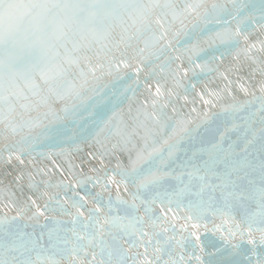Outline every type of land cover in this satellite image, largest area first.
Wrapping results in <instances>:
<instances>
[{
	"label": "snow or ice",
	"instance_id": "obj_1",
	"mask_svg": "<svg viewBox=\"0 0 264 264\" xmlns=\"http://www.w3.org/2000/svg\"><path fill=\"white\" fill-rule=\"evenodd\" d=\"M0 145V264H264V0H0Z\"/></svg>",
	"mask_w": 264,
	"mask_h": 264
},
{
	"label": "water",
	"instance_id": "obj_2",
	"mask_svg": "<svg viewBox=\"0 0 264 264\" xmlns=\"http://www.w3.org/2000/svg\"><path fill=\"white\" fill-rule=\"evenodd\" d=\"M113 36H114V38H118V30H117V32H114L113 33ZM144 86H145V79L142 76L141 79H140L139 89H140V92L144 93V95H147V93L145 92V87ZM153 88H154V85H153ZM70 134H71V132L69 131V135ZM0 147H2V145H0ZM62 160H63L62 157L57 158V163H61ZM39 163L41 164V166H47L49 169H51L52 171L56 172L57 175H59V169H56L55 166L51 163L50 160L41 158V160L39 161ZM77 163H78V161H77ZM0 178H2V177H0ZM64 219H67V217H64ZM45 223H48V222L45 221L43 218H41L40 221H39V224L36 226V230L39 231L40 230V226L44 225ZM28 230L31 231L32 228L30 227ZM106 239H108L109 241H111V238L110 237H106ZM97 251H98V249H97ZM140 251L143 252V248H141ZM213 251H214L213 249H208L204 253V257L203 258L206 261L213 259V257L209 255V253L210 252H213ZM97 258L99 259V257H97ZM88 260L89 261L91 260V256L88 257Z\"/></svg>",
	"mask_w": 264,
	"mask_h": 264
}]
</instances>
